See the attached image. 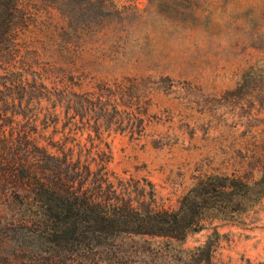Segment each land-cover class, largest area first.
<instances>
[{
    "label": "rangeland",
    "instance_id": "rangeland-1",
    "mask_svg": "<svg viewBox=\"0 0 264 264\" xmlns=\"http://www.w3.org/2000/svg\"><path fill=\"white\" fill-rule=\"evenodd\" d=\"M56 1L22 0L26 14L0 28V163L13 154L54 188L60 178L108 204L167 211L206 175L258 177L264 0ZM19 74L24 84L8 83ZM21 195L0 189V264L19 261L36 228L18 220ZM213 229L212 264H264V197L182 240L135 237L129 261L182 264L177 251Z\"/></svg>",
    "mask_w": 264,
    "mask_h": 264
},
{
    "label": "trees",
    "instance_id": "trees-1",
    "mask_svg": "<svg viewBox=\"0 0 264 264\" xmlns=\"http://www.w3.org/2000/svg\"><path fill=\"white\" fill-rule=\"evenodd\" d=\"M21 2L0 0V28L12 18L26 14L27 4ZM49 7L59 14L55 19L58 33L66 35L67 22L65 17L61 18L59 6ZM25 79L19 74L7 81L24 84ZM55 109L53 106L52 111ZM3 132L0 128L1 137ZM12 155L11 162L0 163V186L6 187L9 182L20 190L30 191L31 196H16L22 211L18 220L36 227L29 234H22L26 240L18 250L21 255L14 258L19 261L13 264H133L129 261V251H133L130 244L138 242L135 237L182 240L188 232L204 229V223L234 221L264 197L263 166L252 181L206 175L183 194L173 211L152 210L140 204L133 207L122 199L108 204L60 178H57L59 186L54 188V176L48 174L43 180L32 163L14 160ZM217 237L213 229L197 246L178 250L177 260L182 264H212ZM139 243L144 250L149 247L148 240ZM140 263L145 264L141 260L135 264Z\"/></svg>",
    "mask_w": 264,
    "mask_h": 264
}]
</instances>
